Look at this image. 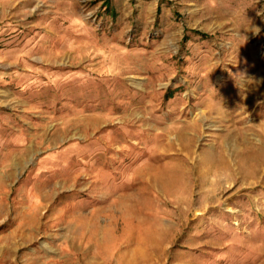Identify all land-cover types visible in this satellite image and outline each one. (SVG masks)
I'll list each match as a JSON object with an SVG mask.
<instances>
[{"label": "rangeland", "instance_id": "rangeland-1", "mask_svg": "<svg viewBox=\"0 0 264 264\" xmlns=\"http://www.w3.org/2000/svg\"><path fill=\"white\" fill-rule=\"evenodd\" d=\"M0 264H264V0H0Z\"/></svg>", "mask_w": 264, "mask_h": 264}]
</instances>
